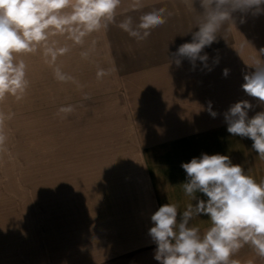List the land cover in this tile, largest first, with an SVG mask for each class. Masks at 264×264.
<instances>
[{
    "label": "rangeland",
    "instance_id": "374dc122",
    "mask_svg": "<svg viewBox=\"0 0 264 264\" xmlns=\"http://www.w3.org/2000/svg\"><path fill=\"white\" fill-rule=\"evenodd\" d=\"M233 15L243 30L249 28L250 18L256 27L264 26V14L249 13L244 23L241 13ZM94 39L75 45L65 37L52 38L70 49L55 65L74 77L67 82L54 78V66L41 52L23 57L30 81L27 92L19 101L9 96L0 102V131L7 138L0 146V264H74L75 254L88 256V263L97 247V228L93 232L92 226L105 220L95 211L106 209L109 198L121 200L113 185L118 164L141 151H155L130 148L133 142L199 141L211 146L197 149L200 155L232 153L235 140L251 142L226 131L223 113L233 103L249 100L254 106L250 116L264 110L243 92V76L235 75L232 59L224 63L230 70L225 83L212 74L222 70V64L213 63L208 100L205 85L204 93L199 86L177 100L145 99L170 97L169 89L177 86L115 83ZM82 52H88L87 58ZM98 67L109 74L98 79ZM209 101L216 118L209 114ZM67 105L74 111L66 117L58 114Z\"/></svg>",
    "mask_w": 264,
    "mask_h": 264
},
{
    "label": "clouds",
    "instance_id": "9594fccd",
    "mask_svg": "<svg viewBox=\"0 0 264 264\" xmlns=\"http://www.w3.org/2000/svg\"><path fill=\"white\" fill-rule=\"evenodd\" d=\"M121 0H0V102L7 97L23 99L30 81L28 64L23 57L41 52L46 63L53 67L54 78L60 82L74 77L56 65V60L70 51L59 46L52 37L62 36L75 45H83L92 33L107 30L116 22ZM204 20L191 41L182 43L170 54V61L180 67L187 59L193 69L200 61L209 71V56L203 50L217 41L218 32L225 24L235 25L234 13L244 16L264 14V0H200ZM135 7V5H133ZM172 13L161 7L148 11L135 23L131 16L117 25L129 37L146 40L152 30L167 23ZM203 53V54H202ZM264 55V49L260 50ZM85 58L88 52H82ZM215 63H219L216 57ZM252 71L243 73V92L264 106V60H259ZM230 70L225 68L223 76ZM97 69V78L108 75ZM84 99H89L85 95ZM253 104L240 100L223 113L226 131L233 137L252 141L251 151L264 160V110L250 116ZM72 105L61 106L58 114L66 117ZM209 114L216 118L218 113ZM4 115L0 113V124ZM0 131V146L6 142ZM186 179L180 185L190 198L183 211L178 203L161 205L150 217L148 230L156 245L153 258L158 264H240L234 257L246 245L258 257L264 258V179L259 181L245 171L242 164H234L228 155L202 153L189 162H182ZM207 217L210 226L205 230L192 223Z\"/></svg>",
    "mask_w": 264,
    "mask_h": 264
},
{
    "label": "crops",
    "instance_id": "0c3cea01",
    "mask_svg": "<svg viewBox=\"0 0 264 264\" xmlns=\"http://www.w3.org/2000/svg\"><path fill=\"white\" fill-rule=\"evenodd\" d=\"M161 7L172 14L168 16L167 23L153 29L146 40L137 41L117 26L128 16L138 24L141 15ZM203 20L204 13L200 0H121L116 22L107 30L92 33L88 37L92 40L98 38L96 52L104 54L100 57L104 65L110 64L115 83L120 82L124 86L131 84L177 86L169 89L170 97L158 96L145 99L177 100L180 98L177 97L178 95H190L195 90H199V86L204 93L205 85L207 95L205 98L208 100V86L212 78L210 71L204 68L200 61L196 62L195 69L187 59L182 61L180 67L170 61V54L175 52L180 44L191 41V33L198 30L197 26ZM234 20L239 21L237 18ZM249 20L247 24L249 28L244 30L239 24H225L217 34V41L203 50L209 56L207 63L210 69L216 57H219L223 69L212 74L223 78V83L225 77L220 74L226 68L225 61L233 60L234 70L237 69L240 74L236 72L235 75L239 77L243 76L244 72L252 71L257 61L264 60V55L260 54V50L264 49V26L256 27L258 25L252 23L253 19ZM217 68L219 69L220 65H217ZM136 77L140 80L133 81ZM173 93L175 96L171 97ZM250 99L256 101L252 97ZM201 143L167 140L133 142L130 148L155 151H141L121 159L115 177L113 176V185L121 200L112 196L113 200L112 198L106 200V209L100 208L95 211L105 215V220H100L99 226L91 222L93 232L94 228H97L94 234L97 235L95 242L97 247L94 253H90L88 263H86L88 256L75 254L74 264H158L153 258L156 245L148 235L149 228L153 226L150 217L165 203H178L180 211L191 203L180 185L186 179V173L180 165L182 162H189L193 157L200 156L197 149L211 148V146H201ZM251 144L252 141L243 143L240 139L235 140L232 146L233 152H224L222 155L230 156L234 164H242L245 171L250 169L248 174L259 181L264 179V160H260L257 154L251 151ZM124 147L128 146L119 148ZM226 147L231 146L223 148ZM167 149L174 151L168 152ZM182 150H186L185 154ZM94 210L91 205L90 211ZM192 223L198 225L202 231L210 226L205 216L197 218ZM234 258L238 259L240 264H264V258L258 257L247 245Z\"/></svg>",
    "mask_w": 264,
    "mask_h": 264
}]
</instances>
